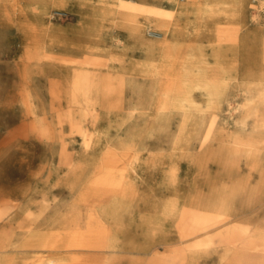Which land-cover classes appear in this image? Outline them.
Segmentation results:
<instances>
[{
  "label": "rangeland",
  "instance_id": "rangeland-1",
  "mask_svg": "<svg viewBox=\"0 0 264 264\" xmlns=\"http://www.w3.org/2000/svg\"><path fill=\"white\" fill-rule=\"evenodd\" d=\"M257 2L0 0V264H264Z\"/></svg>",
  "mask_w": 264,
  "mask_h": 264
},
{
  "label": "bare ground",
  "instance_id": "bare-ground-1",
  "mask_svg": "<svg viewBox=\"0 0 264 264\" xmlns=\"http://www.w3.org/2000/svg\"><path fill=\"white\" fill-rule=\"evenodd\" d=\"M257 5L261 8L264 9V0H258ZM135 16V14H134ZM156 21L163 23V24H169V18L165 15H157L156 16ZM134 30L136 32H140L143 30H149V26L144 24V23H140V22H136L133 26ZM171 32V28L169 25H166L165 27H163L161 30L156 31L154 34H156L157 36H160L158 39H163V37H166L167 35H169V33ZM237 87V86H236ZM235 88V87H234ZM242 89V92L244 93V95L250 96V98L252 97L253 92L248 89V88H243L240 87ZM239 89V88H238ZM249 98V99H250ZM243 99V98H242ZM234 106V105H233ZM245 118H249L248 115L245 116ZM246 121H244L245 123ZM250 126V125H249ZM239 127V126H238ZM244 128V127H243ZM244 131V130H243Z\"/></svg>",
  "mask_w": 264,
  "mask_h": 264
}]
</instances>
